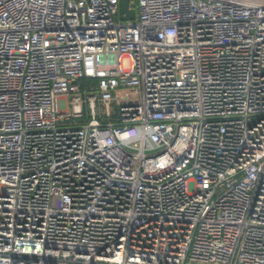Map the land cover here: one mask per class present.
<instances>
[{
  "label": "built area",
  "instance_id": "built-area-1",
  "mask_svg": "<svg viewBox=\"0 0 264 264\" xmlns=\"http://www.w3.org/2000/svg\"><path fill=\"white\" fill-rule=\"evenodd\" d=\"M120 4L0 0V264H264V0Z\"/></svg>",
  "mask_w": 264,
  "mask_h": 264
},
{
  "label": "rangeland",
  "instance_id": "rangeland-1",
  "mask_svg": "<svg viewBox=\"0 0 264 264\" xmlns=\"http://www.w3.org/2000/svg\"><path fill=\"white\" fill-rule=\"evenodd\" d=\"M88 83L90 84L91 81L88 82ZM89 84H87V85H89ZM89 93L90 94H95L96 91L95 90H91ZM122 94L123 95L128 94L130 101H134L135 103L140 101L139 95L132 93V91H130V90L122 91ZM84 108L86 110V106L85 105H84ZM72 109H73V105L70 106L69 111H72ZM116 109H117L116 103H112L111 112L113 114L116 113ZM97 112H98V114L101 113V115H102L101 120H103V117L105 118L106 112H107L106 107H105V105L103 103L97 105ZM88 122H89V114L87 112H85V117L84 118L74 119L71 122H68L67 125L71 124L72 126H80V125H85Z\"/></svg>",
  "mask_w": 264,
  "mask_h": 264
},
{
  "label": "water",
  "instance_id": "water-1",
  "mask_svg": "<svg viewBox=\"0 0 264 264\" xmlns=\"http://www.w3.org/2000/svg\"><path fill=\"white\" fill-rule=\"evenodd\" d=\"M129 0H121L120 17L122 20H133L136 16L135 11L128 9ZM125 14V16H124Z\"/></svg>",
  "mask_w": 264,
  "mask_h": 264
}]
</instances>
